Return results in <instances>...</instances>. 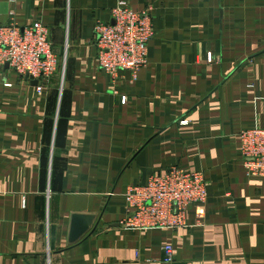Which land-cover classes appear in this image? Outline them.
<instances>
[{
    "label": "crops",
    "instance_id": "obj_1",
    "mask_svg": "<svg viewBox=\"0 0 264 264\" xmlns=\"http://www.w3.org/2000/svg\"><path fill=\"white\" fill-rule=\"evenodd\" d=\"M126 1L153 35L112 79L93 29L117 0H0V24L42 21L57 57L41 92L0 67V264H264V176L236 138L264 127V0ZM170 165L203 173L201 217L121 225L126 188ZM75 213L93 221L70 242Z\"/></svg>",
    "mask_w": 264,
    "mask_h": 264
},
{
    "label": "built area",
    "instance_id": "obj_2",
    "mask_svg": "<svg viewBox=\"0 0 264 264\" xmlns=\"http://www.w3.org/2000/svg\"><path fill=\"white\" fill-rule=\"evenodd\" d=\"M152 35L150 11H135L126 0H117L111 20L94 25L98 66L112 79L121 70L129 71L135 78L147 64ZM51 44L49 29L40 20L24 26L0 24V67L36 81V90L41 92L57 65ZM237 140L246 174L264 176V128L243 129ZM206 198L207 182L201 171L170 165L151 172L144 183L126 188L125 215L120 224L137 230L179 229L187 225L191 208L197 219L201 217V205ZM162 249L163 261L171 262L172 245L167 243Z\"/></svg>",
    "mask_w": 264,
    "mask_h": 264
},
{
    "label": "water",
    "instance_id": "obj_3",
    "mask_svg": "<svg viewBox=\"0 0 264 264\" xmlns=\"http://www.w3.org/2000/svg\"><path fill=\"white\" fill-rule=\"evenodd\" d=\"M35 84L36 81H33ZM93 216L90 214L75 213L71 217L69 241L74 242L79 239L90 227Z\"/></svg>",
    "mask_w": 264,
    "mask_h": 264
},
{
    "label": "rangeland",
    "instance_id": "obj_4",
    "mask_svg": "<svg viewBox=\"0 0 264 264\" xmlns=\"http://www.w3.org/2000/svg\"><path fill=\"white\" fill-rule=\"evenodd\" d=\"M62 59H63V57H62ZM63 61V60H62ZM254 128V127H253ZM262 128H264V127H262ZM250 129V128H249ZM240 132V131H239ZM238 134V133H237ZM237 134H236V138H237ZM178 166V165H177ZM156 171V170H155ZM153 172V171H152ZM151 174V173H150Z\"/></svg>",
    "mask_w": 264,
    "mask_h": 264
}]
</instances>
